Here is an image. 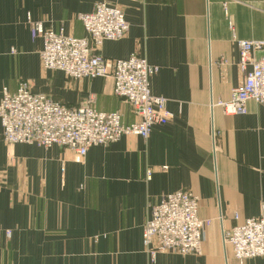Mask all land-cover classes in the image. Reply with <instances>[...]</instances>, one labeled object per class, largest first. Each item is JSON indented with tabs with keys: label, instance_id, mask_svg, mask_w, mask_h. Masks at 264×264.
I'll use <instances>...</instances> for the list:
<instances>
[{
	"label": "crops",
	"instance_id": "0c3cea01",
	"mask_svg": "<svg viewBox=\"0 0 264 264\" xmlns=\"http://www.w3.org/2000/svg\"><path fill=\"white\" fill-rule=\"evenodd\" d=\"M96 2L0 0V100L4 88L14 92L28 81L34 93L68 107L92 96L98 110L121 111L125 123L135 119L112 78L72 79L41 65L43 42L28 16L84 37L78 15ZM111 2L129 28L122 39L106 41L101 54L138 53L158 66L151 92L166 99L174 117L154 125L147 139L126 135L91 147L82 162L58 145H7L0 120V209L46 205L52 220L46 238L21 240L18 264H264V256L241 263L224 241L238 221L264 213V105L249 101L245 114L218 105L244 80L238 41L264 40V0ZM179 190L200 198L199 217L208 221L202 253L169 250L152 260L143 243L151 208ZM25 244L30 249L22 255Z\"/></svg>",
	"mask_w": 264,
	"mask_h": 264
},
{
	"label": "built area",
	"instance_id": "2783aa9c",
	"mask_svg": "<svg viewBox=\"0 0 264 264\" xmlns=\"http://www.w3.org/2000/svg\"><path fill=\"white\" fill-rule=\"evenodd\" d=\"M78 18L87 37L39 28L44 37L42 67L63 71L72 79L112 78L115 95L130 106L135 119L125 123L121 111L98 110L92 96L78 107H68L34 93L28 81H21L14 92L4 88L0 100L2 136L7 145L36 144L47 149L58 145L72 150L74 161L82 162L91 147L117 142L126 135L147 139L154 125L173 119L166 99L151 92L150 78L158 66L138 53L127 59H110L100 52L103 42L126 35L129 25L123 9L111 0H97L91 12ZM238 45L243 83L232 89L228 101L218 103L230 114H245L249 101L264 105V40H239ZM199 206L200 198L189 190L164 194L152 206L143 231L144 247L152 260L169 250L201 255L208 221L199 217ZM224 241L241 263L264 256V213L238 221L224 232Z\"/></svg>",
	"mask_w": 264,
	"mask_h": 264
},
{
	"label": "rangeland",
	"instance_id": "374dc122",
	"mask_svg": "<svg viewBox=\"0 0 264 264\" xmlns=\"http://www.w3.org/2000/svg\"><path fill=\"white\" fill-rule=\"evenodd\" d=\"M82 14L84 13L79 14L78 17ZM28 22L32 25L33 30L39 34L44 46V37L40 34L39 28H42V31L55 30L50 27H45L40 22H33L31 16H28ZM60 31H63L66 36L77 37L75 35L66 34L63 27L55 32ZM87 36L86 33L84 37ZM105 42H103V44ZM103 44L100 47H102ZM39 208L42 209V211L40 209H0V264H18L16 259L17 257H21V240L23 243L28 244L30 240L34 241L37 237H47L50 228L49 225L52 223V220L49 218L46 205L43 207L40 206ZM15 233L16 236H14ZM13 237L21 238L12 242ZM26 244L24 245L25 251L22 255H26L27 250L30 249ZM41 263L46 264V262H40L39 264Z\"/></svg>",
	"mask_w": 264,
	"mask_h": 264
}]
</instances>
